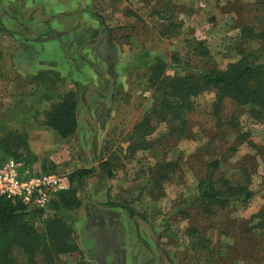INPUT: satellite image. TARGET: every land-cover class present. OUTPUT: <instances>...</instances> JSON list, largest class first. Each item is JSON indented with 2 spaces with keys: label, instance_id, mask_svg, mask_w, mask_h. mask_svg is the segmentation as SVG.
<instances>
[{
  "label": "rangeland",
  "instance_id": "rangeland-1",
  "mask_svg": "<svg viewBox=\"0 0 264 264\" xmlns=\"http://www.w3.org/2000/svg\"><path fill=\"white\" fill-rule=\"evenodd\" d=\"M81 4L72 0L65 6ZM92 4L94 12L102 13L109 24L120 25L116 26L120 36L115 46L120 50L116 55L125 62L121 69L125 74H110L112 83L105 85V91L112 93L110 98L103 94L91 105L89 101L86 110L82 100L79 118L86 124L68 138L44 126L38 113L28 126L39 131L24 126L0 128V137L8 131L17 136H4L0 159L14 156L67 173L69 185L75 170L93 169L83 179V190L77 189L78 208L49 204L41 213L29 214L30 221L41 229L43 220L55 214L71 224L77 243L80 220L90 219L102 203H125L136 212L130 218L119 207L129 223L128 232L135 219L144 221L143 231L157 252L158 258H146L145 264L154 260L159 264H264V117L256 119L248 106L227 97L218 107L216 91L205 88L191 98L186 128L179 133L167 119L152 116L157 93L156 84L150 85L154 75L193 73L200 77L242 57L264 61V0H92ZM23 49L13 48L11 35L1 26L0 80H6L8 65L18 66ZM158 62L162 70L152 75L149 66ZM9 77L12 81L13 74ZM20 92L0 81L2 115L27 107ZM146 116L151 117L149 132L134 134V126ZM94 132L95 160L90 148ZM138 141L141 147L134 150ZM20 144L24 145L9 153V148ZM34 144L41 146L42 154H32ZM214 160L218 164L209 171L208 164ZM105 161L110 175L101 168L96 171ZM210 172L213 180L221 177L238 183L251 196L212 204L211 213H204L200 188ZM76 181L71 183L76 186ZM115 219L120 221L118 216ZM142 247L151 251L145 242ZM13 256L16 264H26L18 248ZM91 256L86 259L79 249L59 254L51 263L42 255L36 260L39 264H108L103 257L94 260L95 255Z\"/></svg>",
  "mask_w": 264,
  "mask_h": 264
},
{
  "label": "crops",
  "instance_id": "crops-1",
  "mask_svg": "<svg viewBox=\"0 0 264 264\" xmlns=\"http://www.w3.org/2000/svg\"><path fill=\"white\" fill-rule=\"evenodd\" d=\"M79 1L81 5L66 8L65 3L70 5L72 0H0V27L11 35L13 48H24L18 66L8 65L6 80L0 81L7 83L9 89L21 90L19 98L23 104L27 103L26 108L17 107L12 115L0 113V128L24 126L26 130L39 131L38 127L28 126L32 116L38 113L43 118L44 111L53 102L72 91L76 98L74 134H77L86 124L79 118L83 98L86 103L88 100L85 110L89 101L91 105L103 94L110 98L111 91H105V85L112 83L110 74H125L124 69L121 73L125 62L116 55L120 50L115 46L120 36L116 35L119 29L116 26L120 25L109 24L102 13L104 23L101 24L92 0ZM110 65L115 73L110 71ZM9 74H13L12 81ZM30 148L34 155L43 153L39 144ZM117 216L120 221L115 219ZM80 223L77 244L86 259L93 254L94 260L103 257L108 264H145L146 258H158L152 247L153 240L143 231L145 222L135 219L128 232L129 223L119 207H98L90 219L83 218ZM136 230L153 254L142 247ZM150 264L159 263L154 260Z\"/></svg>",
  "mask_w": 264,
  "mask_h": 264
},
{
  "label": "trees",
  "instance_id": "trees-1",
  "mask_svg": "<svg viewBox=\"0 0 264 264\" xmlns=\"http://www.w3.org/2000/svg\"><path fill=\"white\" fill-rule=\"evenodd\" d=\"M101 24L104 23L100 15H95ZM160 63L151 65L152 75L158 69L162 70ZM155 67V68H154ZM149 80L151 77H148ZM155 83L156 103L152 109V116L159 119H167L172 124L173 130L182 133L186 128V111L190 110V100L198 95L205 88H212L216 91V105L225 97L235 102L248 106L249 114L256 119L264 117V61H248L245 57L231 62L222 69L204 72L200 77L193 73L175 75L172 77H158L154 75L150 85ZM83 100H85L83 98ZM76 98L72 91L64 93L44 111L43 124L52 129L59 137L68 138L76 130ZM151 128V117L146 116L138 122L134 128V134L144 135ZM16 137L15 131H8L4 136ZM0 137L1 146L5 137ZM134 145V150L138 146ZM143 144V143H142ZM9 148V153H14L19 146ZM143 148L146 145H142ZM18 156V155H17ZM4 159V158H3ZM218 164L217 160L208 164L209 171ZM102 170L111 174V168L107 161L100 165ZM93 169L81 168L70 175V185L67 189L58 191L49 202L54 208L76 209L81 204L77 196V189L83 190V179L90 176ZM211 172L201 182L200 203L204 213H211L212 204H226L231 198L244 199L251 196V191L226 179L211 178ZM76 179L77 185L71 181ZM216 183H220L216 187ZM48 204V205H49ZM102 207H120L130 218H134L136 212L125 203L105 202ZM44 209H27L20 201L0 199V264H16L13 251L18 248L25 257L26 264H39L36 257L42 255L46 263L53 262L55 256L79 252V247L74 240L73 228L65 219L51 214L42 222V228L38 229L29 214ZM137 229V227H136ZM136 233L140 240L138 230Z\"/></svg>",
  "mask_w": 264,
  "mask_h": 264
},
{
  "label": "built area",
  "instance_id": "built-area-1",
  "mask_svg": "<svg viewBox=\"0 0 264 264\" xmlns=\"http://www.w3.org/2000/svg\"><path fill=\"white\" fill-rule=\"evenodd\" d=\"M68 187L67 173L14 156L0 159V199L18 200L27 209H44L58 191Z\"/></svg>",
  "mask_w": 264,
  "mask_h": 264
},
{
  "label": "water",
  "instance_id": "water-1",
  "mask_svg": "<svg viewBox=\"0 0 264 264\" xmlns=\"http://www.w3.org/2000/svg\"><path fill=\"white\" fill-rule=\"evenodd\" d=\"M87 103H88V100H87ZM94 134H95V132L93 133V135L91 136V139H90V148H91L93 157H94V150H93V138H94ZM94 160H95V157H94ZM96 171H100V167L99 166H96Z\"/></svg>",
  "mask_w": 264,
  "mask_h": 264
}]
</instances>
